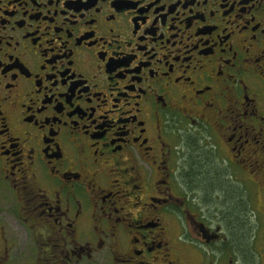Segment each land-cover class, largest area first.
Instances as JSON below:
<instances>
[{"label":"flooded vegetation","instance_id":"1","mask_svg":"<svg viewBox=\"0 0 264 264\" xmlns=\"http://www.w3.org/2000/svg\"><path fill=\"white\" fill-rule=\"evenodd\" d=\"M264 264V0H0V264Z\"/></svg>","mask_w":264,"mask_h":264},{"label":"rangeland","instance_id":"2","mask_svg":"<svg viewBox=\"0 0 264 264\" xmlns=\"http://www.w3.org/2000/svg\"><path fill=\"white\" fill-rule=\"evenodd\" d=\"M259 264V263H258Z\"/></svg>","mask_w":264,"mask_h":264}]
</instances>
